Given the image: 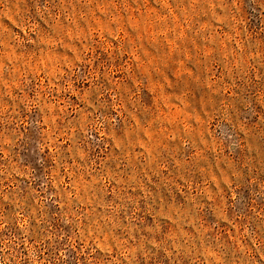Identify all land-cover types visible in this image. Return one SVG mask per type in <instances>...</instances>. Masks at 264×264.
<instances>
[{
    "label": "rangeland",
    "instance_id": "obj_1",
    "mask_svg": "<svg viewBox=\"0 0 264 264\" xmlns=\"http://www.w3.org/2000/svg\"><path fill=\"white\" fill-rule=\"evenodd\" d=\"M0 264H264V0H0Z\"/></svg>",
    "mask_w": 264,
    "mask_h": 264
}]
</instances>
